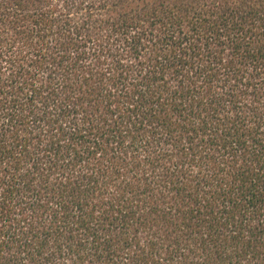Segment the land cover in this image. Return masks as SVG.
<instances>
[{"label": "trees", "instance_id": "obj_1", "mask_svg": "<svg viewBox=\"0 0 264 264\" xmlns=\"http://www.w3.org/2000/svg\"><path fill=\"white\" fill-rule=\"evenodd\" d=\"M0 264H264V0H0Z\"/></svg>", "mask_w": 264, "mask_h": 264}]
</instances>
